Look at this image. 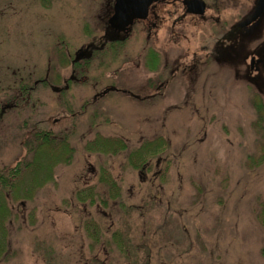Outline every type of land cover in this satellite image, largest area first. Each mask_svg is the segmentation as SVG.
Listing matches in <instances>:
<instances>
[{
  "label": "rangeland",
  "instance_id": "obj_1",
  "mask_svg": "<svg viewBox=\"0 0 264 264\" xmlns=\"http://www.w3.org/2000/svg\"><path fill=\"white\" fill-rule=\"evenodd\" d=\"M256 1H218L227 28ZM114 2L0 0V169L35 157L51 167L5 191L0 264H264V62L247 76L264 15L214 61L218 12L104 42ZM88 43L100 46L74 61ZM36 132L67 138L69 153L35 156ZM161 137L163 153L129 157ZM103 138L126 146L91 147Z\"/></svg>",
  "mask_w": 264,
  "mask_h": 264
},
{
  "label": "flooded vegetation",
  "instance_id": "obj_2",
  "mask_svg": "<svg viewBox=\"0 0 264 264\" xmlns=\"http://www.w3.org/2000/svg\"><path fill=\"white\" fill-rule=\"evenodd\" d=\"M218 1H220V0H212L211 3H208L205 0V2H206L205 13L204 14H197V13H192V12L188 11V7L184 4V0H153L148 6L147 16L145 18H142V19H135L133 21V23L131 24V26L129 27L128 32H126L124 30H115V29L111 28V26L109 25L108 21H109L110 17L114 14V5H113V7L110 11V14L108 16V19L106 20L107 28H105L106 31L104 32L102 39L104 42H111V41L122 42L124 39H126L127 37H129L131 35L133 27L137 23L143 24L144 26L148 27V29L150 31L157 32L162 27V25L165 24V22L167 23L168 19L171 20V14H176L177 12H179L180 14L178 16H176L175 19L172 20L173 26H175L176 23L183 21L188 16H192L196 19L209 20V18L206 17L208 10H214L215 13L218 12V14L222 20L223 14H221V8H225V7H220V5L218 6V4H217ZM227 1H230V0H221V3L223 4L224 2H227ZM180 9H181V12H180ZM247 16H249V14L243 18H240L236 22L230 21L232 23L228 28H227V23H225L226 22L225 19L220 21L219 18H214L217 24H221L220 26L223 27L222 31L224 33V35H223L224 40H220L219 46H217V48L212 49L210 51V56L214 57V61H216L219 58L220 53L228 52L232 48L231 46H233V43H237L239 41V39L243 40V37L248 32V30H253L255 28L254 26L256 25L257 22H253L247 26H243V25L241 26V22L244 21V19ZM209 17L212 18L213 15H211ZM166 25H168V23ZM221 42H222V44H221ZM92 44L95 47L97 46L94 43H88L84 47H82V49H86L88 53L92 54V51H93L92 50V47H93ZM99 46H97V47H99ZM263 52H264L263 47H258V48H256L255 52L251 53L250 62L248 64V75H247L249 78L251 77L250 75H255L256 73H257L256 76H253V78L259 76L258 75L259 66L262 62H264V53ZM212 57H211V62H214L212 60ZM154 58H155L154 56H152V58L150 57L152 64H154V62H155ZM200 73H202V72H200ZM74 76L75 75H73L72 78ZM165 86H166V83L163 81L161 88H164ZM109 88L110 87H108V89ZM115 89H118V88H116V87L110 88L108 91L107 90L103 91L102 94L106 95V94H108V92H110V90H115ZM260 91L261 90H258L257 92H255V95H256L255 97H257L259 99H261V97L263 96L262 92H260ZM124 92H128V91L124 90ZM259 95H260V97H259ZM50 133H51V131H50Z\"/></svg>",
  "mask_w": 264,
  "mask_h": 264
},
{
  "label": "trees",
  "instance_id": "obj_3",
  "mask_svg": "<svg viewBox=\"0 0 264 264\" xmlns=\"http://www.w3.org/2000/svg\"><path fill=\"white\" fill-rule=\"evenodd\" d=\"M24 90H27V89L24 88ZM260 100H262V98ZM257 113H258L259 117L264 113V105L257 104ZM41 133L42 132H36L35 136H33V137H35L34 140H32L31 143H29V145L31 144L29 146L30 150H32L34 152L35 156L37 153L42 154L45 151V148L53 150L54 147H56L57 149L60 148L59 151L57 150L58 151L57 154L55 153L57 156H54L53 157L54 159L55 158L60 159L61 156H64L67 153H69L70 148H68L69 144H68L67 138L60 141L58 144V143H56V141L58 142L59 140L53 139V137H51L52 134H49V133H45V134L42 133L41 134ZM34 142H35V144H34ZM54 143H56V144H54ZM157 143H156V145H154L152 142L146 141V142L142 143V145L137 150L130 151L129 157L135 156V157L139 158L143 154V152L144 153H149V152L152 153L154 151H160V153H163L164 151H166L167 146H169V143L165 144V139H163L162 137L159 138ZM152 144L154 145V147L150 148V145H152ZM123 146H126V145L124 143H122L120 140H112L111 138H103V140L97 139L95 142H93V144H91V147L94 149H97V150H99V149L110 150V149H113V147L123 148ZM168 149L170 150V148H168ZM140 158H142V157H140ZM35 159H36V157L34 158V161H27V160H25V161L23 160V162L20 161L14 167H8L5 170L0 169V257L3 256V254L8 253V249L10 246V244H9V232H8V227L6 225V220L10 216L12 210H11V207L9 206V204L7 203L8 202V199H7L8 194L5 193V191H8V193L12 190L14 191V189L17 188V180L16 179L20 176V174L23 171H25L26 169H29V168H32V170L34 169L36 171L35 174L38 173L40 178H41L42 172L45 173L43 176V179H48L51 176L49 173L51 170L49 162L46 163L47 165L46 164L45 165L40 164V166H37L35 163ZM144 162L146 163V159H144L141 162L142 165L140 164V167H144V164H145ZM137 165L138 164H136L135 166H137ZM36 176H38V175H36ZM36 180L38 181L39 178H36ZM104 180H106V179L104 178ZM104 184L107 187V189L110 190L111 192L115 191V194L112 193L113 196L117 197L119 195L117 189L112 190V187L117 185L115 180L112 181L109 178L108 182L106 181V183H104ZM32 190L33 189H31V188L26 189L25 194L28 195L27 193L32 191Z\"/></svg>",
  "mask_w": 264,
  "mask_h": 264
},
{
  "label": "water",
  "instance_id": "obj_4",
  "mask_svg": "<svg viewBox=\"0 0 264 264\" xmlns=\"http://www.w3.org/2000/svg\"><path fill=\"white\" fill-rule=\"evenodd\" d=\"M153 0H115V11L109 19V24L115 30L128 31L129 26L135 19H142L147 16L148 6ZM188 11L197 14H204L206 3L204 0H184ZM264 15V0H257L253 11L241 22V26H247L259 21ZM262 19V18H261ZM90 56L86 49H81L76 54L74 61L82 56Z\"/></svg>",
  "mask_w": 264,
  "mask_h": 264
}]
</instances>
